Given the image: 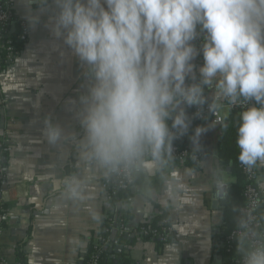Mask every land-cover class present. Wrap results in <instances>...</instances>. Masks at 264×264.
<instances>
[{"label": "clouds", "instance_id": "9594fccd", "mask_svg": "<svg viewBox=\"0 0 264 264\" xmlns=\"http://www.w3.org/2000/svg\"><path fill=\"white\" fill-rule=\"evenodd\" d=\"M50 13L46 26L85 67L87 83L76 105L78 133L45 119L50 143L68 141L80 161L106 177L158 180L167 203L190 194L185 173L172 168L174 141L188 132L189 107L216 101L249 106L240 114L236 145L246 168L264 166V0H29ZM54 6V7H53ZM201 39L197 48L194 41ZM202 53L196 73L194 59ZM191 79L193 82L188 83ZM254 102V103H252ZM212 105L210 107H215ZM204 131L197 127L196 142ZM223 184L226 179L218 174ZM90 176L61 180L73 202L91 199ZM240 264H264V233L242 224Z\"/></svg>", "mask_w": 264, "mask_h": 264}, {"label": "crops", "instance_id": "0c3cea01", "mask_svg": "<svg viewBox=\"0 0 264 264\" xmlns=\"http://www.w3.org/2000/svg\"><path fill=\"white\" fill-rule=\"evenodd\" d=\"M54 7V6H53ZM37 13L35 3L14 0V14L28 28L21 54L0 77V139L5 138L4 178L0 186V205L4 229L0 235V258L9 264H83L97 242L101 227L111 210L123 218V230L132 234L144 223L164 216L175 235L163 244L136 238L126 250L134 264H226L213 244V234L223 222L221 201L235 183L230 165H219L218 147L221 126L211 122L190 124L204 131L188 147L199 154L192 163L173 162L172 168L185 173L190 194L181 202L164 200L158 180L147 184L137 180L134 188L121 194L109 206L100 190L105 175L80 161L70 142L50 143L45 134V119L60 125L65 134L78 133L75 117L79 95L85 91V67L73 52L46 26L50 13H42L40 23L32 26L28 16ZM198 48V47H197ZM193 63L196 73L203 64L202 53ZM187 82L192 83L189 79ZM215 83L205 87L206 101H216ZM228 113L223 116L228 118ZM2 158V159H3ZM257 185L264 196V166H257ZM73 171L88 174L91 199L73 202L62 195L61 180ZM218 174L226 182L217 180ZM225 188L216 207L212 206L217 187ZM264 233V206L261 209ZM118 237L117 228L112 232ZM120 237L122 243L126 239ZM109 250V249H108ZM115 261L122 252H109ZM21 264V263H20Z\"/></svg>", "mask_w": 264, "mask_h": 264}, {"label": "built area", "instance_id": "2783aa9c", "mask_svg": "<svg viewBox=\"0 0 264 264\" xmlns=\"http://www.w3.org/2000/svg\"><path fill=\"white\" fill-rule=\"evenodd\" d=\"M28 28L25 22L20 21L14 14V0H0V77L13 65L15 60L21 54L23 45L27 42ZM199 48L202 43L201 39L194 41ZM190 83V82H188ZM1 93V88H0ZM4 100H0L2 105ZM254 103V102H252ZM214 104L204 103L198 107H189L186 109L190 117V124H202L211 122L216 126H221L225 123L226 117L222 112H235L240 117V114L249 106L243 102V98L237 101L236 104H231L227 100H223L215 107H210ZM188 132L180 136L174 141V160L179 163L192 162L197 163L200 160L199 154L191 152L188 148H181L177 144L185 139ZM5 138L0 139V186L4 178V166L1 162V149L5 146ZM236 150L239 153V148L235 144ZM238 169L242 172L245 178L243 189L244 204L239 210L241 217V225L247 224L249 229L255 232L262 233L263 222L261 218V209L264 206V196L260 192L257 185L258 170L257 166L252 169L246 168L243 164H238ZM134 188V181L126 180L122 176L106 177L100 183V190L103 194L105 202L112 206L117 198ZM120 216L117 210H111L110 214L105 218V222L101 227L97 242L92 246L91 252L88 253L86 264H100L105 252L109 248L120 246L128 249L129 245L121 242L119 239L123 237L126 242L136 238L138 240H148L154 244H163L175 235L173 227L167 220L162 221L158 226H152L151 222H147L139 226L132 234H127L123 230V225L120 223ZM241 225L238 229L233 230L226 238L227 244L237 240V234L241 230ZM117 228L118 237H114L112 232ZM4 229L3 209L0 205V235ZM226 264H240V258L227 254L224 258ZM0 264H9L3 258H0ZM20 264V263H17Z\"/></svg>", "mask_w": 264, "mask_h": 264}, {"label": "trees", "instance_id": "16d2710c", "mask_svg": "<svg viewBox=\"0 0 264 264\" xmlns=\"http://www.w3.org/2000/svg\"><path fill=\"white\" fill-rule=\"evenodd\" d=\"M207 102V101H206ZM209 103V102H208ZM240 123V117L237 113L231 112L228 115L225 123L221 126V138L218 147V157H219V165L221 167L225 165H230L231 172L235 176V183L232 184L221 201L220 211L223 216V222L221 227L217 232L213 234V244L217 252L225 258L226 255L232 254V256L239 257L236 253L237 240L233 241L230 244H227L226 238L233 231L240 227L241 225V217L239 215V210L244 204L243 200V189L245 185V178L242 172L238 169L239 159H238V151L236 150L235 144L237 139V129ZM191 129H188V135L185 139L178 142V146L181 148H190L188 147L190 141ZM191 151V150H190ZM2 158L6 156V148L5 146L1 149ZM192 152V151H191ZM175 163L176 161L173 160ZM172 162V163H173ZM191 168L195 167L192 162H185ZM137 180L134 181V185ZM120 223L123 224V218H119ZM166 218L161 216L160 218L151 222L152 226H158L162 221ZM126 245H130V242H124ZM123 243V245H124ZM92 248V247H91ZM91 248L89 252H91ZM128 252L123 250L117 257L115 261L107 260V251L105 252L100 264H134L130 258L128 257ZM88 256L84 258L83 264H86ZM22 264V259L17 261Z\"/></svg>", "mask_w": 264, "mask_h": 264}, {"label": "water", "instance_id": "95a60500", "mask_svg": "<svg viewBox=\"0 0 264 264\" xmlns=\"http://www.w3.org/2000/svg\"><path fill=\"white\" fill-rule=\"evenodd\" d=\"M2 164L5 165L6 161H5V158H3L1 160ZM132 190V189H131ZM224 190L225 188L223 186H218L217 187V194L213 196V204L212 206L215 208L217 203H218V200L222 198L223 196V193H224ZM110 253L111 252H121L122 251V248L120 246H117V247H114V248H109L108 250Z\"/></svg>", "mask_w": 264, "mask_h": 264}, {"label": "rangeland", "instance_id": "374dc122", "mask_svg": "<svg viewBox=\"0 0 264 264\" xmlns=\"http://www.w3.org/2000/svg\"><path fill=\"white\" fill-rule=\"evenodd\" d=\"M222 114H224V112H222Z\"/></svg>", "mask_w": 264, "mask_h": 264}]
</instances>
